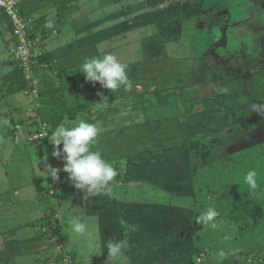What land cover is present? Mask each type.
Listing matches in <instances>:
<instances>
[{"label": "crops", "instance_id": "0c3cea01", "mask_svg": "<svg viewBox=\"0 0 264 264\" xmlns=\"http://www.w3.org/2000/svg\"><path fill=\"white\" fill-rule=\"evenodd\" d=\"M178 1L148 0L142 8L124 0H22L25 37L37 64L46 66L33 62L29 70L13 58L19 38L0 10V264H251L264 258V151L220 148L242 142L226 141V134L241 112L257 108L243 109L245 79L230 72L237 62L250 70L257 61L246 52L252 42L240 41L238 52L229 42L222 55L214 53L222 45L190 42L197 34L182 29L197 24ZM260 9L254 11L260 27L243 30L253 31L252 41L264 48ZM106 54L127 65L130 90L113 92L76 70ZM80 120L95 124L91 150L118 173L110 191L76 188L64 161L52 155L44 133ZM199 140L211 141L206 164L182 145ZM49 168L59 170L53 193ZM250 170L258 174L254 193L244 182ZM239 197L260 205L257 224L250 213L233 217ZM209 208L218 212L216 227L197 222ZM74 218L96 238V253L88 251L86 236L73 232ZM109 239L128 241L123 256L107 257Z\"/></svg>", "mask_w": 264, "mask_h": 264}, {"label": "clouds", "instance_id": "9594fccd", "mask_svg": "<svg viewBox=\"0 0 264 264\" xmlns=\"http://www.w3.org/2000/svg\"><path fill=\"white\" fill-rule=\"evenodd\" d=\"M47 26L51 27V24ZM126 68L127 65L121 64L114 55L106 54L102 58L86 59L76 70L85 74L86 81L98 82L103 88L114 92L121 87L126 91L131 89L132 83ZM4 123L7 124L8 121H4ZM44 135L49 137L55 148L52 155L64 161L63 171L68 173L69 179L75 182L76 188L81 190L87 188L89 192L94 189L110 191L109 185L118 173L109 162L102 158L100 152L91 150V146L97 142L98 137V129L95 124L84 120L67 126L61 123L50 135L47 132ZM58 171V169L49 168L53 178H57ZM257 175L255 170H250L244 176V182L248 185L250 192L253 193L258 187ZM217 215L218 212L215 209L209 208L197 222L211 223L212 227H216V224L212 222ZM71 225L73 232L78 236L87 237L88 251L96 253L99 250V245L88 226L79 218H74ZM106 247L107 257L117 259L124 255V251L129 245L127 240L109 239ZM219 255L221 258L224 257L223 252Z\"/></svg>", "mask_w": 264, "mask_h": 264}, {"label": "rangeland", "instance_id": "374dc122", "mask_svg": "<svg viewBox=\"0 0 264 264\" xmlns=\"http://www.w3.org/2000/svg\"><path fill=\"white\" fill-rule=\"evenodd\" d=\"M161 1L162 0H159V3ZM179 1L182 5L183 4L185 5V6L183 5L184 9L186 11L188 10L189 14L191 15L190 18H188L189 22H193L197 24L193 28L188 27V29H182L185 35L191 32H192L191 34L193 35L197 34L195 39L189 40L190 42L195 41L196 43L200 44V42L204 40V44H206L208 40L209 42H213L214 44L216 43V47H220V45H222L223 47L219 48V50L215 49V52H214V53H218L219 55L220 54L222 55L224 54V50H223L225 49L224 45H226L227 43L235 41L236 46L233 50L234 52H238L239 47H240L239 45L240 41L243 42V40H245L249 42V40H251L250 41L252 42L251 47L248 48L246 46L247 47L246 52L247 54L253 53V57L255 58V60L257 59V61L252 63V65L249 67L250 70H248V68H245L243 70L244 61L237 62V65L234 68H231L232 70H230V72L235 71L237 75H239V77L241 76L245 79L243 80V84L240 87V90L244 89L243 90L244 96L242 98L244 101V105H242L243 109L245 110L248 107L258 108L259 106L261 109L260 111H258L257 108L249 109L251 110L248 113L250 127H248V129L246 130L247 132L246 135H249L248 139L246 135L245 136L242 135V137L244 136L242 138V142L230 144L225 147H223L222 143H220V148L227 149V151L230 149H240V148H242L243 150H251L252 152L262 151V149L264 151V143L262 142L263 136H264V97L260 98L258 101H254L252 99L253 86H250V82L253 80L254 75H257V74L264 75V48L260 47L259 41H252L256 38L254 37L255 34L253 31L249 29H248L249 32L243 30L244 27H249V25L254 26L253 24H256V27L258 26L260 27L259 22L261 20L257 18V16L254 14V11H256L257 14L259 15L261 11L260 7L264 6V0H196L195 2H193L192 5L189 4L191 0H179ZM179 1L177 3H179ZM133 2H134L133 7L136 4H139V5H142V8H143V5H147L148 0H124V4L129 3L130 7H132L131 4ZM157 5L158 4H156L155 6ZM205 5L207 6L205 7ZM209 10H212L211 19L206 16V12H208ZM257 29L258 31H260L261 28H257ZM195 30H197V32ZM248 35L250 36L249 38L247 37ZM211 37H212V40H211ZM229 49L232 50V47L230 48L229 46ZM13 58L15 59L14 54H13ZM35 59L36 58H34V61H31V66L33 62L37 64L38 61H35ZM37 60L40 61V59H37ZM37 65L39 67H46L43 63L37 64ZM20 66L23 67L21 64ZM40 84L42 85V81ZM28 86L30 88V85ZM27 90L31 92V88ZM34 94L35 93H33V95ZM244 142L247 144L253 145V146H251L250 148H245L244 145L246 144H244ZM182 145L184 146L185 143H182ZM217 147H218V143L215 145V149ZM261 157H264V156L261 155ZM262 168H264V164L262 165ZM233 198L236 199L237 197H233ZM247 198H248V194H247ZM241 199L246 200V197L241 198ZM236 202L237 201H235V203ZM242 212H243L242 209H239L237 210L236 215L247 217V213L244 212V214H242ZM244 222H242L241 224L244 225ZM193 223H196V221L194 220Z\"/></svg>", "mask_w": 264, "mask_h": 264}, {"label": "trees", "instance_id": "16d2710c", "mask_svg": "<svg viewBox=\"0 0 264 264\" xmlns=\"http://www.w3.org/2000/svg\"><path fill=\"white\" fill-rule=\"evenodd\" d=\"M252 86H253L252 99L254 101H258L260 98H263L264 97V75L263 74L255 75L252 80ZM48 112L50 115H52L53 113L59 112V111L58 110L53 111L49 109ZM247 115H248L247 111H244V112H241L237 116L238 124L234 128L233 132H231L230 134H226V137H227L226 141H230L231 139H234V138L235 139L239 138L240 136L242 137L244 133H247L246 130L248 129V127H250V121L248 120ZM246 137L248 139L249 135H247ZM210 144H211V141L207 142V141L199 140V141H193L190 143H186L184 146L188 149V151H191V153H198L200 155L202 162L206 164L208 162V158L211 152ZM241 198H244V197H241ZM241 198H239L237 202L235 203V205H233V212H232L233 217L234 215H236L237 210L242 209L243 212H246L248 214L250 213L249 215L253 219L254 224H257L261 219L260 205H258L255 202H252L251 204H248L249 202H246V205H245L244 203L246 200H243Z\"/></svg>", "mask_w": 264, "mask_h": 264}, {"label": "built area", "instance_id": "2783aa9c", "mask_svg": "<svg viewBox=\"0 0 264 264\" xmlns=\"http://www.w3.org/2000/svg\"><path fill=\"white\" fill-rule=\"evenodd\" d=\"M21 1L22 0H0V10H2V12L11 19L14 32L16 36H18L19 38L18 45L17 46L15 45L13 49L15 60H17L26 70H29L31 66V58L32 57L37 58V54L36 53L34 54V52H32L33 45L25 37L26 23L18 13V8H17ZM32 92L35 93L36 95L35 90H32ZM58 176H59V171L57 178L53 179L51 182L53 188L50 190V193L55 192V186L58 184ZM200 261L201 259L198 260V262ZM249 262L251 264H264L263 255L253 257L252 259H250Z\"/></svg>", "mask_w": 264, "mask_h": 264}, {"label": "flooded vegetation", "instance_id": "af4514ba", "mask_svg": "<svg viewBox=\"0 0 264 264\" xmlns=\"http://www.w3.org/2000/svg\"><path fill=\"white\" fill-rule=\"evenodd\" d=\"M256 62V61H255ZM245 134V133H244ZM240 139H242V137L240 136L239 138H236V141H234V142H238V141H240Z\"/></svg>", "mask_w": 264, "mask_h": 264}, {"label": "water", "instance_id": "95a60500", "mask_svg": "<svg viewBox=\"0 0 264 264\" xmlns=\"http://www.w3.org/2000/svg\"><path fill=\"white\" fill-rule=\"evenodd\" d=\"M210 14H211V12H210Z\"/></svg>", "mask_w": 264, "mask_h": 264}]
</instances>
